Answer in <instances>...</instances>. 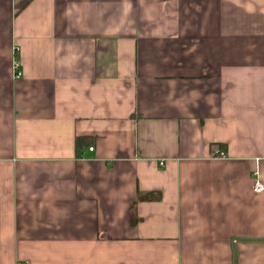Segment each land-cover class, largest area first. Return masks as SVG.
<instances>
[{
    "label": "crops",
    "instance_id": "crops-1",
    "mask_svg": "<svg viewBox=\"0 0 264 264\" xmlns=\"http://www.w3.org/2000/svg\"><path fill=\"white\" fill-rule=\"evenodd\" d=\"M0 264H264V0H0Z\"/></svg>",
    "mask_w": 264,
    "mask_h": 264
},
{
    "label": "built area",
    "instance_id": "built-area-1",
    "mask_svg": "<svg viewBox=\"0 0 264 264\" xmlns=\"http://www.w3.org/2000/svg\"><path fill=\"white\" fill-rule=\"evenodd\" d=\"M13 72H14V77L15 78H19L21 76V73L19 71V63H18V61H14V63H13ZM89 150L92 151L93 148L90 147ZM214 156L215 157H219V158H223L224 154L221 151H216L214 153ZM160 165H162L161 162H160ZM252 190H253L254 193H260V192L263 191V186L260 183L254 181L253 186H252Z\"/></svg>",
    "mask_w": 264,
    "mask_h": 264
},
{
    "label": "trees",
    "instance_id": "trees-1",
    "mask_svg": "<svg viewBox=\"0 0 264 264\" xmlns=\"http://www.w3.org/2000/svg\"><path fill=\"white\" fill-rule=\"evenodd\" d=\"M81 140H82V139H80V138H77V139L75 140V147H76V148L78 147L79 142H80Z\"/></svg>",
    "mask_w": 264,
    "mask_h": 264
}]
</instances>
